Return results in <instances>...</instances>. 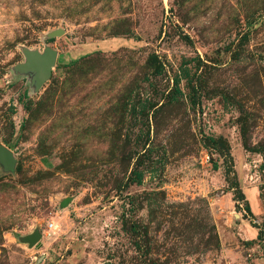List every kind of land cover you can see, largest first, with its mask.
I'll return each mask as SVG.
<instances>
[{
    "label": "rangeland",
    "instance_id": "rangeland-1",
    "mask_svg": "<svg viewBox=\"0 0 264 264\" xmlns=\"http://www.w3.org/2000/svg\"><path fill=\"white\" fill-rule=\"evenodd\" d=\"M0 145V264H264V0H0Z\"/></svg>",
    "mask_w": 264,
    "mask_h": 264
},
{
    "label": "water",
    "instance_id": "water-1",
    "mask_svg": "<svg viewBox=\"0 0 264 264\" xmlns=\"http://www.w3.org/2000/svg\"><path fill=\"white\" fill-rule=\"evenodd\" d=\"M60 31L54 33V35H60ZM27 61L25 64L21 65V70L23 71H37L36 75V86L37 88L42 87V85L50 79L53 71V67L56 65L58 53L54 49L47 47L43 53L39 51H26L25 52ZM17 160L14 153L4 145H0V170L3 167L7 171H15ZM66 202L63 203V206ZM43 235L40 232H35L33 235L28 237V242L30 247L36 246Z\"/></svg>",
    "mask_w": 264,
    "mask_h": 264
},
{
    "label": "trees",
    "instance_id": "trees-1",
    "mask_svg": "<svg viewBox=\"0 0 264 264\" xmlns=\"http://www.w3.org/2000/svg\"><path fill=\"white\" fill-rule=\"evenodd\" d=\"M187 40H189V38H187ZM90 55H87L85 57H83L82 59H85L87 57H89ZM80 62V60H74L70 63V65H76ZM142 157H140L139 159H141ZM139 164H141V160L139 162ZM143 182V173L139 170H134L132 172V176L129 177V179L127 180V182L125 183V188L126 187H129L130 185H133V184H137V185H141ZM231 188L234 191V195H235V198H236V201L237 204H236V207L239 208V201H243L245 203V211L247 214H249V216H253V212L251 210V207H250V204H249V201L246 199L245 197V194L242 192L241 188H240V185H239V182L237 179H234L232 182H231ZM247 219V218H246ZM262 235V232L260 233L259 236Z\"/></svg>",
    "mask_w": 264,
    "mask_h": 264
},
{
    "label": "clouds",
    "instance_id": "clouds-1",
    "mask_svg": "<svg viewBox=\"0 0 264 264\" xmlns=\"http://www.w3.org/2000/svg\"><path fill=\"white\" fill-rule=\"evenodd\" d=\"M50 229H52L53 231L58 230V224H56L55 222H50L49 225Z\"/></svg>",
    "mask_w": 264,
    "mask_h": 264
},
{
    "label": "built area",
    "instance_id": "built-area-1",
    "mask_svg": "<svg viewBox=\"0 0 264 264\" xmlns=\"http://www.w3.org/2000/svg\"><path fill=\"white\" fill-rule=\"evenodd\" d=\"M206 159L209 161L210 160L209 156H207Z\"/></svg>",
    "mask_w": 264,
    "mask_h": 264
}]
</instances>
